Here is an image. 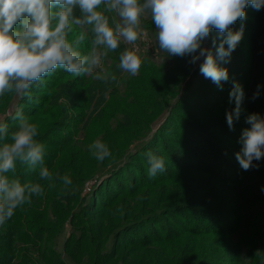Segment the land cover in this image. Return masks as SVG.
Wrapping results in <instances>:
<instances>
[{
	"label": "trees",
	"instance_id": "obj_1",
	"mask_svg": "<svg viewBox=\"0 0 264 264\" xmlns=\"http://www.w3.org/2000/svg\"><path fill=\"white\" fill-rule=\"evenodd\" d=\"M250 19L247 42L238 44L248 63L236 70L239 79L245 72L241 82L236 80L244 88L246 115L264 116V9ZM189 59L165 55L150 71L144 69L126 80L127 103L112 108L114 119H125L110 124L100 139L112 152L103 162L83 148L62 160L64 150H51L49 141L55 136L47 132L40 136L48 147L45 166L54 177L67 174L72 185L65 192L54 179L50 188L49 182L39 180L38 170L30 172L18 163L16 178L43 184L45 194L34 196L30 205L18 208L0 226V264H264V159L254 161L258 168L242 170L235 158L241 149L240 138L227 133L225 123L216 122L214 129H222L223 135H231L230 140L240 144L228 154L233 162L222 152L220 138L193 134V159L183 157V152L172 150L163 140L159 155L165 158V172L149 178L148 168L139 167L138 177L125 176L137 168L156 140L161 142L159 134L152 145L146 142L153 120L168 112L159 127L163 131L166 124L178 120L180 110L191 107L185 106L183 94L172 102L194 67ZM257 85L261 86L259 97L252 100ZM143 113L146 119L141 118ZM240 125L242 130L249 127L245 121ZM188 127L193 133L205 129L192 121ZM178 139L171 140L182 145ZM72 143L71 138L69 146ZM132 145L139 148L128 153ZM92 178L90 194L79 204L80 188ZM92 209L102 213L99 218L91 216Z\"/></svg>",
	"mask_w": 264,
	"mask_h": 264
},
{
	"label": "clouds",
	"instance_id": "obj_2",
	"mask_svg": "<svg viewBox=\"0 0 264 264\" xmlns=\"http://www.w3.org/2000/svg\"><path fill=\"white\" fill-rule=\"evenodd\" d=\"M248 7L260 11L264 0H0V97L13 94L31 101V88L57 69L74 77L95 74L105 84L115 82L116 73L104 68L103 61L122 43L132 47L120 52L116 67L135 77L143 63L136 45L145 35V16L155 25L159 50L169 57H190V65L201 61L199 73L223 90L230 77L221 65L230 62L243 37ZM238 21L241 27L234 30ZM214 30L217 36L208 47L205 41ZM85 41L90 50L81 54ZM260 87L257 85L252 100L259 97ZM244 99L242 86L233 81L229 102L235 107L225 113L230 130L240 118ZM9 115L16 122L14 130L0 123V226L18 208L30 205L34 196L45 194L43 184L22 183L16 178L18 163L30 172L38 170L39 180L49 182L50 188L54 179L62 184V191L72 185L67 174L54 177L45 166L46 146L37 139L38 126L23 109L17 108L14 114L9 111ZM245 122L249 127L242 130L241 149L235 158L242 170L249 171L258 168L254 161L264 159V116L253 112ZM88 150L100 162L112 156L100 139L89 144ZM145 155L149 178L166 171L163 156L152 151Z\"/></svg>",
	"mask_w": 264,
	"mask_h": 264
},
{
	"label": "rangeland",
	"instance_id": "obj_3",
	"mask_svg": "<svg viewBox=\"0 0 264 264\" xmlns=\"http://www.w3.org/2000/svg\"><path fill=\"white\" fill-rule=\"evenodd\" d=\"M246 12L247 19L243 22L244 31L240 43L247 42V36L250 34L247 31L251 22L250 16L255 10L248 7ZM143 21H146L147 26L144 25ZM142 27L144 28L145 35L137 41L136 45L139 48L138 54L143 60L138 75L144 69L149 68L148 71H150L152 64L160 63L165 55H167V53L162 52L158 48L156 28L150 17L145 16L143 18ZM240 27L241 22L239 21L233 26L234 30H239ZM77 31L79 30L77 29ZM215 36H217V33L214 30L209 39L205 41V45L211 47V39ZM73 38L74 34L69 36L70 40ZM122 45V49L118 48L116 51L110 52V56L107 55L103 61L104 68L116 73L117 81L105 84L103 81L96 80L94 78L95 74L93 76L74 77L61 69H57L51 76L45 77L41 84L38 86L34 85L31 88V101L26 97L21 98L13 94H6L4 97H0V123H5L10 120L7 123L9 128L12 127L15 129L16 122L12 120L9 111L14 114L17 108H22L24 114L38 126L39 135L37 139L39 141L40 136L46 132L55 136L54 139L50 138L49 141L50 144H53V146L51 145V150L52 148L64 150L61 152L62 160L71 159L72 155L79 148H83L82 150L89 152L88 145L94 140L103 138L110 124L122 122L125 119L123 116H118L115 119L112 117V108L127 103L125 97V82L128 78L132 77L127 73H123L116 67L119 63L120 52L125 48L132 47L131 45L123 43ZM238 47L239 46H237L231 54L230 62L221 65L228 69L230 77L229 80L223 84V90H220L215 84L205 79L199 73V64L201 61H198L197 64L190 69L185 81L180 85L178 95L172 99V102H176L178 97H180L179 100L182 99L181 94H183L184 98L187 99L185 106L191 104V107L180 110L177 115L178 120L166 124L163 131L160 130L159 127L167 120L168 112L160 114V117L158 116L153 120L154 123L151 125V130L147 135L146 142L150 140L149 143L152 145L157 134H159L161 142H157L158 140H156V143L153 144V149L149 151L157 152L158 155L161 154L163 140H165L172 150L183 152V157L193 159L194 154H196V150H194V135L201 136L202 138L210 133L216 138H220V143H218L221 146L222 152H225L226 158L233 162L234 159L232 157L230 158L228 154L238 149L240 144L232 142L230 138H232L231 135L233 133H235V138H240L242 133L240 124H242L247 117V111L244 109L245 106L242 105L240 118L234 121V128L230 130L226 123V111H231L235 107L234 102H229V92L232 89V82H238L237 80L241 82L245 73L242 72L239 79L236 75V70H238V68L243 69L248 63L247 59L244 58L246 54L244 53V55H241ZM87 49H90V46L88 42L85 41L79 51L81 54H86ZM167 84L171 85L172 83ZM239 84L241 85V83ZM241 86L243 87V85ZM39 98L43 100H39ZM215 106L222 107L217 110H212ZM36 116H39V119L34 120ZM146 117L144 113L141 114L142 119H146ZM148 120L150 121V119ZM190 121L197 127L205 129H203L202 132H191V127H188ZM216 122L225 123L226 131L227 133H231V135L227 136V133L223 135V130L217 127L214 129ZM210 128L216 131L213 132ZM186 130L187 132L185 133ZM189 131L191 133H188ZM175 137L181 140L182 145H178L174 140H171ZM71 138L75 143L69 146ZM66 141L68 142L65 147L60 146V144ZM47 148L48 147H46V149ZM136 148L139 147L137 146ZM136 148L135 145H132L128 153L135 152L134 150ZM53 152L55 151L53 150ZM167 157L169 158V156ZM139 167L148 168L146 155H144L142 160L138 163L136 169L129 171L130 176L128 172L125 173V176H128V178L132 175L133 178L136 176L138 177L139 172L137 169ZM146 175L148 176V173ZM94 179L95 178L86 179L85 183L80 188L81 196L79 204L84 197L87 196L88 198L90 190L93 187L92 184L95 182L93 181ZM69 201H71V198ZM91 206L93 207L94 205ZM90 214L93 218H99L102 213L92 209ZM130 239H133V237H130ZM121 243L125 244V241Z\"/></svg>",
	"mask_w": 264,
	"mask_h": 264
}]
</instances>
